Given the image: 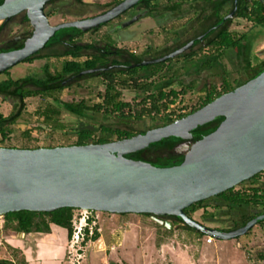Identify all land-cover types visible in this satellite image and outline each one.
<instances>
[{"label": "rangeland", "instance_id": "374dc122", "mask_svg": "<svg viewBox=\"0 0 264 264\" xmlns=\"http://www.w3.org/2000/svg\"><path fill=\"white\" fill-rule=\"evenodd\" d=\"M115 2L116 0H52L45 5V12L49 16L50 22L55 24L95 15ZM156 2L159 5H171V3L177 2L178 6L167 11L169 13L167 19L158 25L150 19L147 25L151 27L150 33H138L131 39L120 41V45L139 52L150 44L151 54L157 55L164 48L171 49L195 33L204 30L214 19L212 16L213 3L209 0H170L168 2L167 0H157ZM229 6L230 0L222 5V12ZM159 10H166V7L160 6ZM210 15L211 17L207 18ZM3 21L0 20V24ZM107 24L111 25L113 22H107ZM137 24L142 25L143 22ZM137 24L136 26H138ZM107 28L108 25H104L96 31H88L80 37V40L84 43H101V38ZM228 29L237 36L245 35L247 48L244 54H240L234 48H229L216 60L215 56L211 54L213 47L207 45V41H205L187 48L181 52L182 54L179 53L180 55H175L169 58L166 64L164 63V65H169L167 68L164 67L160 75L168 74V78L171 75L174 76L172 87L179 91L174 102L168 103L166 111L157 114L145 113L143 116L136 117V104L142 95L150 94L152 91L156 93V90L150 88L143 92L136 87L118 85L122 100L129 103V106L124 109V115L121 112H115L113 115L106 116L102 112L94 113L93 110H86L84 116L77 117L62 108L58 116L46 123L42 120L43 117L37 119L36 112L48 103L55 106L61 105L59 102H54L48 96L43 98L41 95H35L27 96L21 103L17 96L2 94L0 95V113L6 116L18 108L21 109L17 120L9 124L11 131L4 143L22 148L70 145L74 144L77 139L73 130L83 125L92 126L96 136L100 134L101 124L130 130L136 134L164 124L163 119L168 114L177 119L179 114L187 113L199 104L205 93L203 88L205 82H211L220 88L223 80L230 81V83L235 81V84H240L249 79L264 60V24H255L234 14L228 22ZM32 30L33 23L26 18L25 11L12 16L4 22L0 30V47H5L14 41L24 40ZM73 30L65 28V31ZM177 31H180L179 35L175 34ZM65 48L64 45L53 43L40 50L33 60L20 61L7 68L5 72L0 73V80L8 77L13 79L26 76L41 77L45 74L44 66L46 64L49 65V70L54 72L60 69L65 58L56 56L55 53H59ZM191 52L196 53L194 59L187 58V53ZM44 55L48 56L44 57ZM80 59H84V56ZM248 60L250 61L249 65L247 64ZM202 61L208 65L206 68H200ZM157 66L153 65L143 69L149 70ZM128 81L131 83L132 80L128 79ZM105 83L100 76L86 77L78 83L65 86L59 94V99L65 102L78 101L83 98L89 105H93L102 100ZM183 89L185 90L183 91ZM59 124L64 126L60 127ZM28 130H30V136L25 133ZM112 139L118 138L113 135ZM191 144L190 141L177 143L172 150L152 148L148 156L187 152ZM0 146H4L1 136ZM256 182L264 188V174L254 181L240 182L235 186V189H244ZM214 202L215 200L206 202L190 216L209 227L222 230L234 228L240 222L244 211L215 209ZM90 211L94 220V228L96 227L99 232L97 238L85 239L82 243L74 242L73 244L69 240L60 254L61 258H56L53 255L54 261L51 260L50 264H264V222L255 223L249 228L250 230L237 237L226 239L214 237L213 243L209 244L205 241L206 236L197 235L192 228L183 226L179 222L173 224V228L166 229L164 225L143 213ZM74 213L78 219L85 211L75 209ZM3 222L4 218L0 215V260L22 264V253L27 259L28 254L26 255L24 249L28 248L32 250L33 264H46L47 261L38 253L40 248L38 246L41 244L44 250H48L51 245H54L50 239L44 238L41 242L39 239L43 235L16 233L3 227ZM18 239L25 241L24 248L17 246Z\"/></svg>", "mask_w": 264, "mask_h": 264}, {"label": "water", "instance_id": "95a60500", "mask_svg": "<svg viewBox=\"0 0 264 264\" xmlns=\"http://www.w3.org/2000/svg\"><path fill=\"white\" fill-rule=\"evenodd\" d=\"M48 1L0 2V20L25 11L32 13L29 17L33 23V30L22 45L0 50V72L44 48L59 29L96 27L138 0H121L104 12L55 24L45 12ZM193 42L190 40L153 61L178 55ZM219 116L223 118L217 126L196 141L178 164L162 166L126 156L167 137L184 138L195 127ZM262 170L264 69L170 123L124 138L35 148L0 146V215L22 209L51 211L70 206L112 213H151L152 219L169 229L173 228V221L159 216L175 215L205 234L232 238L263 219L264 212L242 226L222 230L200 223L184 208L234 187Z\"/></svg>", "mask_w": 264, "mask_h": 264}, {"label": "trees", "instance_id": "16d2710c", "mask_svg": "<svg viewBox=\"0 0 264 264\" xmlns=\"http://www.w3.org/2000/svg\"><path fill=\"white\" fill-rule=\"evenodd\" d=\"M2 0H0L1 2ZM52 0H49L50 2ZM117 1V0H116ZM47 2V3H48ZM224 0H218L216 2L217 11H220ZM178 3L175 2L171 4L170 8H177ZM235 14L238 17L245 18L247 20L252 21L255 24H264V0H236L235 3ZM26 18L30 20L32 17V13H26ZM8 20V19H7ZM0 24V30L3 27L4 22ZM74 29V33L69 36L70 31H65V28L59 29L54 36H52L49 41L46 43L45 47L53 43H58L66 46V48L59 52L55 53L56 56H67V54H72L74 58L69 59L66 58L63 60L60 69L51 72L49 70V65L46 64L44 66V75L41 77L34 76H26L17 79H13L11 77L4 78L0 80V95H11L17 96L22 103V100L27 96H35L41 95L43 98L48 96L54 102H59L61 105H52L48 103L44 108L38 109L37 119L43 117V121L49 123L55 116H58L60 110L64 108L69 113L76 115L77 117H81L85 115L86 110H93L94 113L102 112L104 115H113L115 112H121L122 115L124 109L129 106L127 101L122 100L121 98V87H136L141 91H147L148 86L145 82H137L131 81L129 83L128 78H120L116 80L115 77L111 74L107 75L106 86L104 89V93L102 95V100L95 102L93 105H89L86 99H80L78 101H65L62 102L59 99V94L63 90L65 86H71L70 82H67L66 77L71 73H75L80 71L85 67H90L95 64V61H81L78 59L79 50L83 47L81 44H77L73 37L77 34H82L81 29L66 27ZM207 45H211L213 48L212 55L215 56V59L218 60L220 55L229 48H234L240 54H244L245 49L247 48V41L244 34L236 35L232 31L228 29V27L218 28L217 30L212 31V36L208 38ZM22 40L14 41L13 43H9L5 47H0V50L11 49L12 47H18L22 45ZM88 45H92L89 43ZM86 45V46H88ZM38 52V51H37ZM196 53H187V58L194 59ZM36 52L26 57L22 61H31L35 58ZM48 55H44L47 57ZM247 64H250V61H247ZM200 68H206V62L202 61L200 64ZM264 69V60L259 64L258 70L251 76L254 77L258 73H260ZM7 69L3 70L5 72ZM0 72V73H2ZM130 73V72H129ZM89 74L88 78L97 77L92 73ZM101 74V73H100ZM101 76V75H100ZM250 77V78H251ZM172 80H168L165 82L164 86L170 84ZM230 83V81L223 80L221 82V88L211 82H205L203 85L204 88V96L196 107L191 108L187 113L194 111L197 107L206 104L207 102L213 100L215 97L221 95L222 93L229 91L236 87L239 84ZM78 83V82H77ZM243 83V82H242ZM133 84V85H132ZM241 84V83H240ZM34 86V88H31ZM185 89H183L184 91ZM150 93L142 95L140 101L136 104V117L143 116L145 113H160L166 111L168 103H173L175 98L178 96L179 91H177L174 87L170 88L169 91H166L160 86L156 93ZM149 102V104H147ZM17 106V105H16ZM187 113H181L178 117L183 116ZM21 114V109H17L16 111L11 112L8 115H3L0 113V136L1 142L4 146L8 147H16L15 145L5 144L4 141L8 137V133L11 131L9 128V124L13 123L17 120V118ZM222 118V116L217 117ZM171 116L164 117V122H169L174 120ZM57 125V123H56ZM60 127H63V124H59ZM215 126H208L206 128L196 127V135L195 138H198L201 135V131H210L214 129ZM73 132L76 134L77 139L74 144H86V143H101L106 142L107 140L112 139L113 135H116V138H124L133 134L132 131L126 129L112 128L107 125H100V134L96 136L95 129L90 125H83L74 129ZM29 136L30 130L25 132ZM96 136V137H95ZM175 143V138H164L162 140H158L149 145V149L151 150L155 146L163 145L165 147L171 148ZM24 146V145H23ZM26 147V146H24ZM127 157L140 158L141 151L130 152L126 154ZM175 158V159H174ZM181 156L177 157L173 156H159L154 158V163L158 165H167L179 162L181 160ZM261 174H264V170L254 174L251 178L247 179L249 181H254V179L258 178ZM210 200H215L213 207L215 209H223V210H232L237 209L240 211H244L242 214V218L234 228L244 225L248 220L252 217L264 212V188L256 182L248 185L244 189H235L234 187L228 188L225 191L218 193L217 195L211 196L207 199L200 200L191 204L190 206L184 208V211L191 215L197 208L205 205L206 202ZM75 207L65 206L60 207L51 211H34L28 209H22L18 211H9L3 214L4 222L3 227L10 229L16 233L22 232L25 234H43L47 235L52 234L55 231L62 230L65 233V240L68 242L73 234V219H74V211ZM148 216H151V213H143ZM170 218L177 219L182 221L180 218L178 219L175 215H165ZM92 221V218H89V222ZM264 222V218L257 221V223ZM175 224V221H173ZM192 228L194 233L199 236H206L205 233L191 227L190 225H186ZM166 229H168L166 227ZM230 229V228H227ZM226 229V230H227ZM250 230V229H248ZM85 239H95L99 235L97 228L93 227V232L89 235V227L86 226L84 228ZM84 240L82 242H84ZM66 245V243H65ZM15 246V245H13ZM19 246V245H17ZM20 247V246H19ZM23 254V262L22 264H29L26 259L24 253ZM0 264H15L13 261L8 260H0Z\"/></svg>", "mask_w": 264, "mask_h": 264}, {"label": "flooded vegetation", "instance_id": "af4514ba", "mask_svg": "<svg viewBox=\"0 0 264 264\" xmlns=\"http://www.w3.org/2000/svg\"><path fill=\"white\" fill-rule=\"evenodd\" d=\"M120 1L121 0H117L115 3L107 6L106 8H104L103 10H101L98 13L106 11L107 9L116 5ZM156 1L157 0H138L136 3H134L129 8H127L124 11H122L121 13H119L114 18H112V19H110V20H108V21L104 22L103 24H100L96 27L83 30L82 34H80V35L77 34L76 36H74L73 37L74 41L77 40V41H75L77 44L83 45V47L79 50L78 59L81 60L80 57L84 56V59H82L81 61H85V60L95 61V64L93 66H90V67H85L78 72L69 74V76L66 77L67 82H70V84L79 82L80 80L89 76V74H87V73H92L95 76L101 75L100 76L101 80L106 82L107 81V78H106L107 75L111 74L115 77L116 80H118V78H125L126 77L132 81H134V79H135V80H140V82H145L147 84L146 86L149 87L148 89L154 88V90H157L160 86H162V88L164 90L169 91L170 88H172L174 76L172 77V75H171L170 78H168L169 77L168 74L166 76L160 75V72L164 69V67L167 68V65H169V64L164 65V63L166 64L168 62L167 60L169 58H172V57H169V58H166L163 60H159V61H153V60L156 58H160V57L176 50L177 48L181 47L182 45L189 42L190 40H194L193 44L190 47L195 46L199 43L205 42L208 38L211 37L213 30H217L218 28H222V27H228V22H230V19L235 14V12H234L232 16H228L229 13L235 8L236 0H230L229 8L226 9L224 12H222V8L220 9V11H217L216 2L218 0H209V1H212V3H213L212 16H214V19L212 21H210V23L208 24V26L204 30H202L198 33H195L192 37H189L188 39L182 41L180 44L176 45L175 47H173L171 49H167V50L164 48L157 55H152L151 54L152 50L150 49V44L143 47L141 49V51H139V52L136 51L135 49H129L125 45H120V41L131 39L132 37H135L136 35H138V33L139 34L150 33L151 27L147 26L150 22V19L153 20V22L156 23L157 25L160 24L161 22H163L165 19H167V16L169 14L167 11L171 10V8H170L171 5H169V4L159 5ZM168 1H170V0H167V2ZM226 1H228V0H224V3ZM160 6L162 8L166 7V10L160 11L159 10ZM122 16H124V17L121 18ZM209 17H211V15L208 16L207 18H209ZM132 18H135V19L131 23L123 25L124 22H126ZM115 20H116V22H115ZM141 21L143 22V24L138 25L137 23L141 22ZM107 22H113V24L109 25V24H107ZM136 24L138 26H136ZM104 25H108V28L103 33V38H101V41H102L101 43H91L92 45H88L89 43H86V42L84 43V42H82V40H80V37L84 33L88 32V31H96L101 26H104ZM73 28H75V27H73ZM145 28H146V30H145ZM72 33H74V31H70L69 36ZM175 34L179 35L180 31H177ZM200 35H203V37L201 39H197V37ZM22 42H23V40H22ZM86 45H88V46H86ZM12 48H16V47H12ZM44 48H46V47H44ZM44 48H42V49H44ZM39 51L36 52V54H38ZM180 54H182V53H180ZM180 54H178V55H180ZM63 57H65L64 59L74 58V56L72 54H67V56H63ZM153 65H158V66L155 68L149 69V70L143 69L144 67H151ZM86 69H93V70L88 71V72H83ZM199 70H201V69H199ZM168 80H172L171 83L164 86L165 82ZM153 81H154V83H153ZM105 86H106V83H105ZM201 106H203V105H201ZM201 106H199V107H201ZM199 107H197L196 109H198ZM180 117H182V116H180ZM180 117H178V118H180ZM222 118H219V119L216 118L212 121H209V122L204 123L202 125H199L197 127H200V128H206L208 126H215L216 127ZM174 120H172V121H174ZM172 121L164 122V124H162V125H165V124L170 123ZM144 131L145 130H143L142 132H144ZM210 131H201L202 132L201 135L198 138H195L194 136L197 133L196 127H195L194 129L191 130V134L188 136H185L184 138L171 136V137L175 138V143L171 148L165 147L163 145H160V146L158 145V146H155L154 148H156V149L164 148L166 150H172L177 143H181L184 141H190L192 143L191 144V146H192L196 141L200 140L205 134H207ZM167 138H170V137H167ZM111 140H114V139H110L107 141H111ZM137 151H141V156H140V158H134V159H140V160L149 161L152 163H154V161H153L154 158L159 157V156H173V155H176L177 157L181 156L182 159L179 162H176L173 164H167V165H174V164L180 163L183 160L185 154L188 152L187 151V152H183V153L181 152V153H170V154L169 153L168 154H156L154 157H150V156H148V153L150 152L149 146H147L143 149H139ZM133 152H136V151H133ZM131 158H133V157H131ZM154 164L158 165L157 163H154ZM159 217L164 218V219H170L172 221H175V223L179 222L180 224H183V226L187 225L183 221H179L177 219L170 218V217H167L165 215H162Z\"/></svg>", "mask_w": 264, "mask_h": 264}, {"label": "crops", "instance_id": "0c3cea01", "mask_svg": "<svg viewBox=\"0 0 264 264\" xmlns=\"http://www.w3.org/2000/svg\"><path fill=\"white\" fill-rule=\"evenodd\" d=\"M38 235H41V234H38ZM43 235V234H42ZM44 236H47V235H43L42 238L39 239V241L42 242V240L45 238V239H50L52 241V243H54V245H51V247L48 248V250H44L42 247L43 245H39L38 247H40L38 249V253H40V256L42 255V258H44L46 264H50L49 262H51V260H53L52 256L54 255L56 258H61L60 254L61 252L63 251V248L65 247V243H66V240H65V233L64 231L62 230H59V231H55L54 233L52 234H48V237H44ZM214 241V240H213ZM210 242V243H213ZM24 242L23 240L21 239H18L17 240V244L21 247L24 248ZM209 243V244H210ZM26 255H27V260H29L28 262H30L29 264H33V261L31 260L33 258V255H31V249L29 250L28 248L24 249ZM55 259V258H54ZM54 261V260H53ZM58 261V260H57Z\"/></svg>", "mask_w": 264, "mask_h": 264}, {"label": "built area", "instance_id": "2783aa9c", "mask_svg": "<svg viewBox=\"0 0 264 264\" xmlns=\"http://www.w3.org/2000/svg\"><path fill=\"white\" fill-rule=\"evenodd\" d=\"M85 211V213H83L80 218H76V216L74 217L73 219V234L70 238V242H72L71 244H73L74 242L76 243H82V241L84 240V237H85V232H84V228L86 226L89 227V235L92 234L93 232V227H94V220L92 219L91 222H89V218H92V216L90 215L89 211L90 210H86V209H82ZM92 211V210H91ZM90 211V212H91ZM214 237L213 235L211 234H206V238H205V241L207 243H210L214 240Z\"/></svg>", "mask_w": 264, "mask_h": 264}]
</instances>
